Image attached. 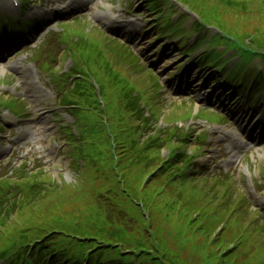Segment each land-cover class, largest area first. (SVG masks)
<instances>
[{
	"label": "rangeland",
	"instance_id": "1",
	"mask_svg": "<svg viewBox=\"0 0 264 264\" xmlns=\"http://www.w3.org/2000/svg\"><path fill=\"white\" fill-rule=\"evenodd\" d=\"M103 5V1L97 3V7ZM216 11L221 15L219 16L221 22L234 25L235 28L239 27L245 31L264 29V9L250 16L239 17V19H236L235 15H229L228 12ZM183 108L181 106L179 109L183 110ZM80 162L87 166L86 157H81ZM147 173V171L139 172V170L128 172L124 178L125 189L135 194L138 202L142 204V210L150 215V223L155 228V234L159 239L158 244L163 251H166L165 240L161 239L163 228L176 233V237L180 240L178 242L175 237L163 233L169 240L171 249L176 251L181 242L185 244L181 255H175L174 264H178L179 261L184 264H242L243 257L241 256L226 255L223 258L218 256L222 249L233 243L247 250L250 262L264 259V246L260 244L259 238L254 233L248 237V233L243 232L242 227L238 228L236 222L228 221L224 216L216 214L209 201L199 195L198 188L185 186L183 195L176 198L169 189L163 188L161 184L152 179H147ZM81 184L87 185L86 182ZM58 193L60 194V191ZM93 200L94 196L82 191L81 187L69 188L59 197H47L40 203L37 211L26 216V221L38 224L49 220L77 229L83 222L98 224L99 212L95 209ZM239 225L244 226L245 224L240 223ZM116 233L133 236L128 228H117ZM171 240L172 243H170ZM195 248H198V254L194 255ZM190 255L191 260L189 261Z\"/></svg>",
	"mask_w": 264,
	"mask_h": 264
},
{
	"label": "trees",
	"instance_id": "2",
	"mask_svg": "<svg viewBox=\"0 0 264 264\" xmlns=\"http://www.w3.org/2000/svg\"><path fill=\"white\" fill-rule=\"evenodd\" d=\"M58 195V194H57ZM115 204L114 201H112L107 209L105 206H103L99 199H95L94 200V205L95 207L102 213V223H104V221L107 219V224H113L114 221H116V219L118 218L116 215H113L111 213H109V209ZM97 210V211H98ZM45 224L47 225V227L54 229V230H58V228H60V224L59 222H53V221H47L45 222ZM92 224H96V223H92V222H83L80 225V228H78L76 231H82L84 233H86L89 236H98L99 233L97 231H95L92 227ZM227 249V250H226ZM225 251H223L224 255L225 254H229V248H226ZM223 255V256H224Z\"/></svg>",
	"mask_w": 264,
	"mask_h": 264
}]
</instances>
